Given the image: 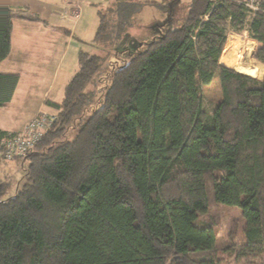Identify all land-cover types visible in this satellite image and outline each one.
Wrapping results in <instances>:
<instances>
[{
	"label": "trees",
	"instance_id": "16d2710c",
	"mask_svg": "<svg viewBox=\"0 0 264 264\" xmlns=\"http://www.w3.org/2000/svg\"><path fill=\"white\" fill-rule=\"evenodd\" d=\"M139 7L118 0L98 9L100 51L81 50L62 101H47L56 119L14 159L28 162L16 193L7 196L0 178V264L264 257V71L220 62L230 32L248 31L259 41L253 56L264 63V6L251 16L236 0H192L180 27L135 51L117 50L123 63L109 60L103 74L105 52ZM13 16L0 0V62L11 52ZM216 74L222 99L211 111L203 87ZM18 81L0 73V107ZM8 134L0 130V138ZM212 202L242 210L245 244L218 249L214 226L199 222Z\"/></svg>",
	"mask_w": 264,
	"mask_h": 264
},
{
	"label": "rangeland",
	"instance_id": "374dc122",
	"mask_svg": "<svg viewBox=\"0 0 264 264\" xmlns=\"http://www.w3.org/2000/svg\"><path fill=\"white\" fill-rule=\"evenodd\" d=\"M27 1H29L31 8L33 5L44 6V4L46 3V7L52 8L54 9V11L55 9H57L58 12L55 11L54 14L56 15V17L58 16V18L54 17L53 21L56 22L55 25L58 26L56 27V29L60 31L63 37L68 36V33L66 34L65 30L67 32L68 31L70 32L72 30V26L75 24L74 25V29H75L74 33L76 34V38L74 39L75 43L71 46L69 57L60 64L57 70V76L53 85L54 90H57L60 87L63 79L67 77V73L74 74L75 73L74 71L78 66L77 62L73 64L71 61V55L77 53L76 46L77 44H80L77 42L79 41L77 40L78 35H83L82 32H84L85 35L89 34L90 37H94L99 24L98 9H101L103 12H107L109 10V7L111 5L113 6L114 2L116 3L118 0H80L82 12H81V17L77 21V23H74V20L72 18H67L68 20L64 19L66 21L63 20L61 21L60 16L64 12L66 5L64 2H60V0H49L45 3L44 1L41 0H27ZM135 1L139 2L140 4L139 11L130 17V25L126 28L125 32L123 31L122 36L120 37L117 43V46L114 47L112 51H109L108 53L105 52L104 57L106 59V62H104L105 70L103 69L104 70L103 74L109 68L108 66L110 65L109 60H113L114 66H118L123 63L121 60L122 56H124L123 54L119 55V59H114L115 57H113L115 56V52L117 50L125 51V52L135 51L136 48H138L140 45H144V43H149L153 41L157 36L163 34L166 31V29L180 27L188 17L190 12V7L192 4V0H135ZM57 6L59 9L57 8ZM28 11L31 12V9L29 8ZM20 13H24V12L21 11L18 12V14ZM233 37H238L240 40L244 41V43L247 45L249 44L254 45V50L251 55L253 59L245 57L247 54V50L246 47H243L240 50H238L237 59L235 62H233V64H238L242 62L246 66H251L249 68L258 66L260 69H263L264 71L263 56L260 58V60H257L253 56L257 40L251 38L248 32L247 33L230 32L228 36V40L232 39ZM53 39L54 37L53 38L49 37V49H52L51 41ZM40 40L42 41L41 37L37 38V41ZM65 44H66V37H65ZM83 47L84 49H87L91 53H97L100 51V47H98L97 44H94V41L87 43ZM44 53H53V55L55 56L57 55V51L51 52L50 50L49 51L45 50ZM110 57L113 58L109 59ZM116 61L117 63H115ZM52 71L53 68L51 67L46 68V75H48V79L50 78ZM36 78H37L36 76L32 77L33 85L35 84ZM38 83L39 82H37L36 85ZM90 88L93 87L91 86ZM203 89L206 99L208 101L209 109L212 111L215 105L218 102H220L222 99V89L219 80V75L216 74L212 82L209 85L204 86ZM45 109L48 108L46 107ZM53 116L56 117L57 113L56 114L54 113ZM27 164L28 162L24 160L1 161L0 178L7 181L9 184L7 196L16 193L17 187L25 179ZM199 222L210 223L214 226V230L217 236V241H216L217 247L220 251L228 247H232V246L235 247L236 245H243L246 243L247 223L242 215V210L237 206H226L216 202H212L210 203L208 210L200 214ZM101 256H103V254ZM255 261H259L258 264H264V257L257 258V260L248 259L247 261H243V262L244 264H250V263L253 264V262Z\"/></svg>",
	"mask_w": 264,
	"mask_h": 264
},
{
	"label": "crops",
	"instance_id": "0c3cea01",
	"mask_svg": "<svg viewBox=\"0 0 264 264\" xmlns=\"http://www.w3.org/2000/svg\"><path fill=\"white\" fill-rule=\"evenodd\" d=\"M41 1L45 3L49 0ZM60 2H64L67 6L65 0H60ZM8 3L14 15L11 34L12 46L9 55L0 62V73L18 74L19 81L11 101L7 105L0 107V130L14 133L21 131L26 123L35 118L40 112L46 111V113L52 115L57 113L53 107L47 104V101L61 102L65 88L73 77L72 75L75 74L67 73V77L63 79L60 87L54 90L53 85L57 70L60 64L69 57L71 46L75 43L76 34L74 33L75 24L70 32L65 30L66 34L68 33V36H65V44V37L56 29L58 26L53 21V18L56 17L54 12L58 11L57 9L54 11V9L46 7V3L44 6H34L32 2V8L27 0H8ZM29 8L31 12L28 11ZM20 11L24 13L18 14ZM60 19L61 21H66L62 18V15ZM82 34L78 35L77 38L79 40L77 42L80 43H76L77 53L71 55L72 63L75 64L77 62L78 64L74 72L79 67L80 51L87 50L83 46L94 41L96 35L90 37L89 34L85 35L84 32ZM40 37L42 41H37V38ZM49 37H54L51 41L52 49H49ZM43 47L46 51H57V55L44 53ZM47 67L53 68L49 79L48 75H46ZM33 76L37 77L34 85L32 83ZM37 82L39 83L36 85ZM46 107L49 110L45 109Z\"/></svg>",
	"mask_w": 264,
	"mask_h": 264
},
{
	"label": "built area",
	"instance_id": "2783aa9c",
	"mask_svg": "<svg viewBox=\"0 0 264 264\" xmlns=\"http://www.w3.org/2000/svg\"><path fill=\"white\" fill-rule=\"evenodd\" d=\"M67 6L62 13V18H72L76 23L81 17L80 0H65ZM218 2L222 0H209ZM244 6L251 16L262 10L264 0H236ZM207 17V16H206ZM68 20V19H67ZM246 33L248 31H245ZM56 117L46 112H40L38 116L29 121L22 131L9 133L6 137L0 138V157L6 160L24 157L42 139L47 130L51 127Z\"/></svg>",
	"mask_w": 264,
	"mask_h": 264
},
{
	"label": "bare ground",
	"instance_id": "6f19581e",
	"mask_svg": "<svg viewBox=\"0 0 264 264\" xmlns=\"http://www.w3.org/2000/svg\"><path fill=\"white\" fill-rule=\"evenodd\" d=\"M243 47H246V50H247V54L245 57L252 59L251 55H252V52L254 50V45L253 44L247 45L244 43V41L240 40L238 37H233L232 39L228 40L226 45H225L223 55L220 58L221 63L222 64H233V62H235L237 59L238 50H240ZM238 64H240L241 66H244V67H251V66L244 65V63H242V62H240Z\"/></svg>",
	"mask_w": 264,
	"mask_h": 264
}]
</instances>
